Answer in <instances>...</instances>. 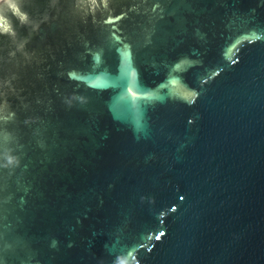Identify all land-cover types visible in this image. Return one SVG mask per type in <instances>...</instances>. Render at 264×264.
I'll return each mask as SVG.
<instances>
[{
    "label": "water",
    "instance_id": "obj_1",
    "mask_svg": "<svg viewBox=\"0 0 264 264\" xmlns=\"http://www.w3.org/2000/svg\"><path fill=\"white\" fill-rule=\"evenodd\" d=\"M0 264H264V0H0Z\"/></svg>",
    "mask_w": 264,
    "mask_h": 264
},
{
    "label": "snow or ice",
    "instance_id": "obj_2",
    "mask_svg": "<svg viewBox=\"0 0 264 264\" xmlns=\"http://www.w3.org/2000/svg\"><path fill=\"white\" fill-rule=\"evenodd\" d=\"M161 235H164L163 233H161ZM157 239H159V237H157Z\"/></svg>",
    "mask_w": 264,
    "mask_h": 264
},
{
    "label": "clouds",
    "instance_id": "obj_3",
    "mask_svg": "<svg viewBox=\"0 0 264 264\" xmlns=\"http://www.w3.org/2000/svg\"><path fill=\"white\" fill-rule=\"evenodd\" d=\"M22 18H26V15H24V17H22Z\"/></svg>",
    "mask_w": 264,
    "mask_h": 264
}]
</instances>
